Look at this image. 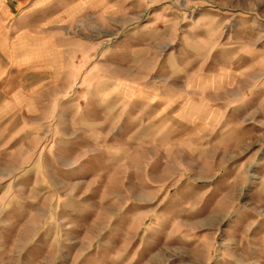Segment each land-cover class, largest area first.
Instances as JSON below:
<instances>
[{
    "label": "rangeland",
    "instance_id": "rangeland-1",
    "mask_svg": "<svg viewBox=\"0 0 264 264\" xmlns=\"http://www.w3.org/2000/svg\"><path fill=\"white\" fill-rule=\"evenodd\" d=\"M0 264H264V0H0Z\"/></svg>",
    "mask_w": 264,
    "mask_h": 264
}]
</instances>
